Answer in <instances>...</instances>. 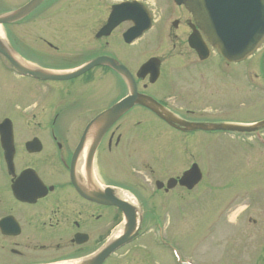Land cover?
I'll use <instances>...</instances> for the list:
<instances>
[{"label": "flooded vegetation", "instance_id": "flooded-vegetation-1", "mask_svg": "<svg viewBox=\"0 0 264 264\" xmlns=\"http://www.w3.org/2000/svg\"><path fill=\"white\" fill-rule=\"evenodd\" d=\"M32 1L0 0V17ZM0 35L6 76L0 95H13L4 109L8 117L0 119V264H173L166 219L190 203L204 180L192 160V138H254L264 131L187 126L231 123L221 115L219 88L224 81L231 86L234 104L240 72L264 91V41L249 59L225 61L183 0H40L24 17L0 24ZM3 53L51 75L96 64L68 79H39L16 72ZM55 59L72 63L58 69L36 64ZM213 59L219 61L217 85L206 72ZM147 63L152 69L141 72ZM236 65L241 70L231 68ZM124 72L157 112L134 104L109 126L92 129L101 113L128 96ZM193 165L199 181L189 188L183 178ZM119 203L134 216H125Z\"/></svg>", "mask_w": 264, "mask_h": 264}, {"label": "rangeland", "instance_id": "rangeland-1", "mask_svg": "<svg viewBox=\"0 0 264 264\" xmlns=\"http://www.w3.org/2000/svg\"><path fill=\"white\" fill-rule=\"evenodd\" d=\"M251 61L259 73L257 57ZM70 63L71 59H55L36 64L58 69ZM218 63L213 59L206 70L212 73L214 85L220 83L214 79ZM231 68L241 70L237 65ZM3 74L0 67L2 80ZM238 78L234 104L231 86L224 81L219 88L225 106L223 120L233 124L262 119L264 91L256 87L263 85H248L241 72ZM0 97L8 99L0 101L1 119L8 117L4 109L13 95L2 91ZM189 148L192 160H198L204 184L191 193L187 206H176L166 219L167 232L174 237L173 264H264V131L254 138L198 133ZM159 258L166 260L161 253Z\"/></svg>", "mask_w": 264, "mask_h": 264}, {"label": "water", "instance_id": "water-1", "mask_svg": "<svg viewBox=\"0 0 264 264\" xmlns=\"http://www.w3.org/2000/svg\"><path fill=\"white\" fill-rule=\"evenodd\" d=\"M40 0H33L30 4L21 9L0 17V24L11 23L24 17L32 8L33 4H37ZM187 8L192 12L194 21L202 29L208 43L216 50V52L225 60L230 62H239L248 58L264 40V0H185ZM194 46V45H193ZM198 50L199 47L195 46ZM3 48L0 42V51ZM4 54V53H3ZM13 68L21 73L32 75L39 79H68L74 77L80 72L85 71L92 65H86L76 73L69 75H51L47 72L30 67L22 66L17 61L4 54ZM36 69V70H34ZM152 69L150 63L144 64L141 72H147ZM124 76L130 83V91L127 97L113 105L107 111L101 113L92 124L95 130H98L100 125L103 127L109 126L122 113L129 110L134 104L148 106L152 111V105H156L148 97L136 93L133 80L129 73L124 72ZM170 122L169 119H166ZM188 129L204 130V131H230L238 133H252L256 130L264 128V120L253 125H238V124H198L187 126ZM102 129V128H101ZM194 176L196 178L194 179ZM199 180V173L195 165L184 174L183 182L189 184L192 188ZM119 207L127 217H133L134 211L131 206L125 203H119ZM128 226L133 228L134 221L128 220ZM131 230L128 229L127 232ZM126 237V236H125ZM122 237L121 239H124ZM104 253V252H103ZM104 256L102 253L100 259Z\"/></svg>", "mask_w": 264, "mask_h": 264}, {"label": "bare ground", "instance_id": "bare-ground-1", "mask_svg": "<svg viewBox=\"0 0 264 264\" xmlns=\"http://www.w3.org/2000/svg\"><path fill=\"white\" fill-rule=\"evenodd\" d=\"M0 39H1V35H0ZM126 197V196H125Z\"/></svg>", "mask_w": 264, "mask_h": 264}]
</instances>
